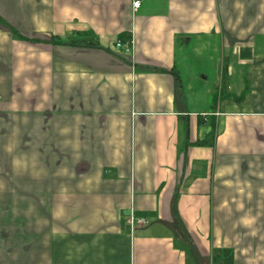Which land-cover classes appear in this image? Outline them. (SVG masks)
Returning a JSON list of instances; mask_svg holds the SVG:
<instances>
[{
    "label": "crops",
    "instance_id": "1",
    "mask_svg": "<svg viewBox=\"0 0 264 264\" xmlns=\"http://www.w3.org/2000/svg\"><path fill=\"white\" fill-rule=\"evenodd\" d=\"M133 1L0 0V264H264V0Z\"/></svg>",
    "mask_w": 264,
    "mask_h": 264
},
{
    "label": "trees",
    "instance_id": "2",
    "mask_svg": "<svg viewBox=\"0 0 264 264\" xmlns=\"http://www.w3.org/2000/svg\"><path fill=\"white\" fill-rule=\"evenodd\" d=\"M122 42H124V41L122 40ZM51 44L52 45H71V46H78V47H81V46H85V47H96V46H98L96 43H93L92 40H87V41H84V42H81V41L80 42H76V41L64 42L59 37H54L52 39V41H51ZM242 56L246 57L247 54L244 52L242 54ZM204 144H207L208 145V142H206ZM214 144L215 143L213 142L212 145H214ZM217 254L223 255V257H224L223 264H233V256H232L231 251L226 250V251H222V252H217Z\"/></svg>",
    "mask_w": 264,
    "mask_h": 264
},
{
    "label": "built area",
    "instance_id": "3",
    "mask_svg": "<svg viewBox=\"0 0 264 264\" xmlns=\"http://www.w3.org/2000/svg\"><path fill=\"white\" fill-rule=\"evenodd\" d=\"M141 2L142 0H134L133 1V7L134 10L137 11L141 7ZM117 48H125L126 52H131V45L130 44H125L122 41H118L116 44ZM129 223L131 224L132 228L135 229V227L138 226H146L148 225V221L145 219H137L134 216L131 217L129 220Z\"/></svg>",
    "mask_w": 264,
    "mask_h": 264
},
{
    "label": "rangeland",
    "instance_id": "4",
    "mask_svg": "<svg viewBox=\"0 0 264 264\" xmlns=\"http://www.w3.org/2000/svg\"><path fill=\"white\" fill-rule=\"evenodd\" d=\"M213 85H214L213 86V95H214V98L212 100V104H213V109L212 110H215L216 107L214 106V103L213 102H216V104H217L218 101H220L221 98L225 97L230 92L228 90H225V86L222 83H220V81L219 82H216ZM213 135H215V127L213 128Z\"/></svg>",
    "mask_w": 264,
    "mask_h": 264
}]
</instances>
